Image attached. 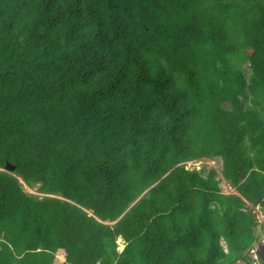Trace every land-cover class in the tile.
<instances>
[{
    "label": "trees",
    "instance_id": "trees-1",
    "mask_svg": "<svg viewBox=\"0 0 264 264\" xmlns=\"http://www.w3.org/2000/svg\"><path fill=\"white\" fill-rule=\"evenodd\" d=\"M258 205L264 0H0V264L247 262Z\"/></svg>",
    "mask_w": 264,
    "mask_h": 264
},
{
    "label": "rangeland",
    "instance_id": "rangeland-1",
    "mask_svg": "<svg viewBox=\"0 0 264 264\" xmlns=\"http://www.w3.org/2000/svg\"><path fill=\"white\" fill-rule=\"evenodd\" d=\"M188 165H190L191 167L196 168L197 170H199L202 167H205L206 169L215 168L217 170L216 178L219 179V185H220L222 191L226 192L228 190L227 183L225 182V179H223L222 174H221L222 159L220 157H215V158H210V159H207V158L203 157V158H200V159L189 161ZM21 182L23 183V187L25 188V190H27L28 192H31L33 194H37V195H40V196L43 195L41 192L40 193L38 192V184L36 186H34V187H30V186L26 185L22 179H21ZM88 211L90 212V214L92 213L90 210H88ZM263 228H264V225H263ZM257 230H258V232L261 233L259 226L257 227ZM262 234H264V230L262 231L261 235ZM123 242H124L123 239L118 241V243H119L118 250L119 251H121L122 248H123V244H124ZM263 242H264V239H263ZM254 244H253V246H254ZM260 246L261 245L257 246V248H260ZM249 252L251 253L250 257H252V260H254V261L256 260L255 257H254L255 254H257L256 255L257 257H260V255L258 254L256 249H254L252 251H249ZM251 263H253V262H251ZM235 264H242V262H236Z\"/></svg>",
    "mask_w": 264,
    "mask_h": 264
},
{
    "label": "crops",
    "instance_id": "crops-1",
    "mask_svg": "<svg viewBox=\"0 0 264 264\" xmlns=\"http://www.w3.org/2000/svg\"><path fill=\"white\" fill-rule=\"evenodd\" d=\"M204 158H207V157H204ZM207 159H210V158H207ZM224 179V178H223ZM225 182L227 183V186H228V190L226 191V192H224V193H229V192H236L235 190H234V188H232V186L225 180ZM255 207V206H254ZM253 207V208H254ZM256 207H259L260 208V212H262L263 214H264V212L262 211V209H261V207L258 205V206H256ZM264 225V221H262V222H259L258 223V226L260 227V231H261V233H262V231L264 230V228H263V225ZM257 226V227H258ZM257 227H256V232H257V234H259L260 232H258V230H257ZM260 233V234H261ZM263 239H264V234H262L261 235V237L255 242V244H254V246L253 247H251L248 251H247V256H248V260H247V262L246 261H244V260H238V261H236V262H242V264H251V262H253L254 264H264V242H263ZM221 244H222V246H223V248L225 249V251H227V245H226V242H225V240L224 239H222L221 240ZM259 245H261L260 246V248H257V246H259ZM124 246V245H123ZM254 249H256L257 250V252H258V254L260 255V257H258V259H256L255 261L254 260H252V257H250L251 256V253L249 252V251H252V250H254ZM235 262V263H236ZM235 263H232V264H235Z\"/></svg>",
    "mask_w": 264,
    "mask_h": 264
},
{
    "label": "built area",
    "instance_id": "built-area-1",
    "mask_svg": "<svg viewBox=\"0 0 264 264\" xmlns=\"http://www.w3.org/2000/svg\"><path fill=\"white\" fill-rule=\"evenodd\" d=\"M253 212L255 213L256 217H257V220L259 222H262L264 221V214L262 212H260V208L259 207H254L253 208ZM257 254H255V259H257L258 257L256 256ZM99 264V263H98Z\"/></svg>",
    "mask_w": 264,
    "mask_h": 264
},
{
    "label": "water",
    "instance_id": "water-1",
    "mask_svg": "<svg viewBox=\"0 0 264 264\" xmlns=\"http://www.w3.org/2000/svg\"><path fill=\"white\" fill-rule=\"evenodd\" d=\"M5 169L9 170V171H14L15 170V166L12 165L11 163H7Z\"/></svg>",
    "mask_w": 264,
    "mask_h": 264
},
{
    "label": "clouds",
    "instance_id": "clouds-1",
    "mask_svg": "<svg viewBox=\"0 0 264 264\" xmlns=\"http://www.w3.org/2000/svg\"><path fill=\"white\" fill-rule=\"evenodd\" d=\"M191 161H193V160H191ZM189 163V161L187 162V164ZM20 180H21V178H20ZM255 214V213H254ZM256 216V215H255ZM257 218V217H256Z\"/></svg>",
    "mask_w": 264,
    "mask_h": 264
}]
</instances>
